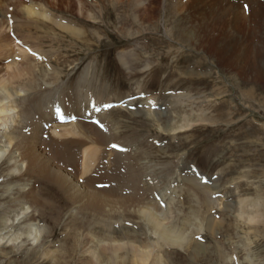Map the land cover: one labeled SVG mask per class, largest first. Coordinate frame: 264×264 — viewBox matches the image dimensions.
<instances>
[{"label":"rangeland","instance_id":"1","mask_svg":"<svg viewBox=\"0 0 264 264\" xmlns=\"http://www.w3.org/2000/svg\"><path fill=\"white\" fill-rule=\"evenodd\" d=\"M15 7L20 21L25 7L51 18L31 20L39 40H28L29 61L11 45L0 54V68L12 66L0 81L8 71L13 87L27 90L20 115L73 99L106 109L103 127L72 116L124 145L106 156L114 167L104 177L116 181L97 189L151 206L184 241L161 240L136 207L98 214L35 174L12 175L6 151L0 214L11 213L0 223V264H22L28 251L31 264H71L60 258L71 252L69 232L87 238L82 251L91 254L103 234L106 264H134L133 246L152 249L146 264H264V0H0V9ZM21 212L34 218L17 222ZM34 230L45 234L31 240Z\"/></svg>","mask_w":264,"mask_h":264},{"label":"bare ground","instance_id":"2","mask_svg":"<svg viewBox=\"0 0 264 264\" xmlns=\"http://www.w3.org/2000/svg\"><path fill=\"white\" fill-rule=\"evenodd\" d=\"M16 10V7L15 9L12 8L10 11L3 8L0 9V54L4 53L5 47L11 45L13 51L16 50L21 53V59L29 61L27 50L30 46L27 43L30 41L28 40H39L37 39L38 33L35 32L37 27L32 25L31 20H36L34 16H39V13L34 12L30 8H21L20 10L25 13L26 16L23 18V15L21 14L22 19L20 21L19 13L15 12ZM39 17H45V20H51V18L46 15H41ZM34 35H36V37ZM193 37L192 40L199 38L197 37V34H194ZM197 41H199V39H197ZM9 67L12 66L3 68L7 70ZM4 69L0 68V71ZM5 74L12 78L0 81V127L4 128V130L2 129L4 132L0 134V144H2L1 140L3 138L7 143V145L5 144L6 149H4L3 145H0V158L3 156L2 153L4 154L7 151L6 159L9 161L10 167L14 168L10 173H12V175L18 174L20 176H23V174H35L38 179L51 185L52 187L50 188L53 189V187H56L58 189H65V192L68 191L70 196H72L70 201L76 202L78 200H86V204L79 203V205L90 206V208L96 210L98 214L106 208L115 213L121 212L120 210H129L134 207L137 208L141 202L135 198L122 199L114 196L116 195L113 191L114 189H109L108 191L105 189H97L101 184H111V182L116 181L115 177H112L110 180L104 177L114 167L111 165V161L106 159V156L114 152L113 149L109 148L112 144L124 145L119 143V141L115 142L113 138L114 133L111 130H107L108 135L107 137H104L102 132L97 128H92L90 125H83L81 121H78L77 119L75 120L72 117L84 118L86 120L91 117L96 119L98 126L103 127L105 125L104 111L106 109H103L100 113H97L98 107L92 109L87 106L80 109L78 106L80 105V102L78 103L77 100L73 99L70 105H57V108L56 106H53L52 108L44 110H41L38 102L31 108L33 109L32 113L29 112L26 116L23 114L20 115V113L23 112L22 108L24 109L25 102L28 99L26 93L27 90L24 91L23 89H18V86L13 87L12 80L15 77L10 76L8 71ZM13 89L14 92H12ZM138 93L142 94L143 92L139 91ZM17 98L21 99V103H19L20 101H16ZM110 101L113 104H119L122 102V99L119 100L118 98H113ZM101 102L102 101L100 100L95 104L98 105ZM15 109H18L16 113L17 117H15ZM29 109L30 107L28 108V111ZM30 113L31 116L29 115ZM34 113L35 115L31 119ZM67 120H70L69 123H66ZM63 121L65 122L62 123ZM94 143L97 147L91 149L90 146ZM126 152L127 151L123 154V158H127L128 155ZM105 161L107 162L105 163ZM78 176L84 177L85 179L77 182ZM42 190H45V197L46 199H49V201L47 200L44 204L48 203V208L50 207L52 210L56 209L54 206L57 204H52V202L55 201L54 196L56 199L55 193H52V190L49 188ZM35 196L37 197V195ZM37 201L43 205L38 197ZM146 204L148 205L147 202ZM21 209L22 207L20 210ZM134 211L142 215V217L144 216L151 226L153 225V228L154 226L156 227L155 230L159 234L161 240L169 242L172 245L183 243L184 236L182 232L180 233L177 230V232H175V230L163 226L160 223V216L153 212L151 206L145 207L141 205ZM6 212L7 210L3 211V214H0V223H4V225L6 224L5 227L8 226V224L5 223L6 216H9L11 211ZM23 213L24 212H21V218L17 220V222L21 220L22 223L24 218L28 221H31L34 218L32 215H29V213L24 215ZM243 214V212L240 213V215ZM247 217L251 222L256 219L255 217ZM84 225L87 227L90 226L87 220L84 222ZM28 233V237H31V240H34L35 237H41L44 232L38 233V231L34 230L28 231ZM71 233L72 232H69L70 235H68L66 239L69 242L68 249L71 252L67 255H62L60 257L61 260H70L72 261L71 264L107 263L106 246L104 243H101L100 240V237H102L103 234L97 238V241L94 243V254H91V250H89L88 253L82 251V248L88 243L87 238L78 239L73 236V233ZM9 237L6 238L5 242L16 241L19 238L14 237L13 239L12 237L10 240ZM3 239L0 238V243H2ZM116 245L119 250L122 249L120 243H116ZM79 246L81 247L78 251L83 252L85 256L86 254H90V257L86 256L88 259L82 257V254L76 253ZM112 246L115 245L112 244ZM133 247L134 251L132 252L135 254L133 263L146 264V261L149 260V257L152 255V249L150 251L143 250L142 253H140L141 251L136 246ZM28 253L29 255L21 262L22 264H31L30 262L33 259L30 261L29 258L33 255V252L28 251ZM37 255L34 258H36ZM21 256H23V254H21Z\"/></svg>","mask_w":264,"mask_h":264}]
</instances>
